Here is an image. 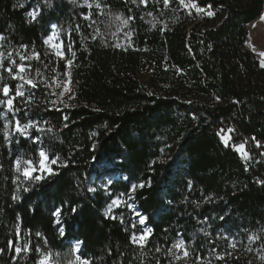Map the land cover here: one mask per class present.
I'll return each instance as SVG.
<instances>
[{
  "label": "trees",
  "instance_id": "obj_1",
  "mask_svg": "<svg viewBox=\"0 0 264 264\" xmlns=\"http://www.w3.org/2000/svg\"><path fill=\"white\" fill-rule=\"evenodd\" d=\"M263 12L264 0H0V58L40 56L23 61L38 83L26 86L32 101L17 98L15 115L0 105V264L49 252L53 264H79L78 242L89 264H175L180 241L193 261L264 264L242 255L264 253V68L246 48ZM52 27L64 59L47 48ZM67 70L74 102L55 108L53 79ZM0 74L14 92L20 81ZM17 120L42 130L21 135ZM41 149L55 174L25 179L15 159L38 166ZM118 196L145 217L143 246L123 211L106 214ZM12 242L33 250L17 254ZM233 243L241 254L230 256Z\"/></svg>",
  "mask_w": 264,
  "mask_h": 264
},
{
  "label": "snow or ice",
  "instance_id": "obj_2",
  "mask_svg": "<svg viewBox=\"0 0 264 264\" xmlns=\"http://www.w3.org/2000/svg\"><path fill=\"white\" fill-rule=\"evenodd\" d=\"M141 3H147V0H140ZM165 4H167L169 2V0H164ZM181 3H183V0H181ZM91 5H89L90 7ZM97 8H100L101 5L99 3L96 4ZM200 11H203V9H199ZM39 14V9L37 8L36 10H34L32 13H30V15L32 16L33 19L36 18V16ZM208 15H214V13L212 12H208ZM132 19V17H129L128 20ZM128 20H124L123 23L127 24ZM0 39H3L2 36H0ZM47 42V41H46ZM22 47H27V46H22ZM70 48V45L68 46ZM55 55L61 59L64 58V52L62 49L58 48L57 51L55 52ZM75 54L73 53V56ZM35 58L36 60L40 59V56L38 53H33L32 56H21L20 60L21 63L17 64L15 60L11 59V54H9L8 57H2L0 58V69H3V72L7 73V76L11 79V81H20V83L15 84V91L13 92V87L10 83L5 82V77L0 74V94L3 95V97H5V99H0V105L5 106L7 108L8 111L13 112V115H15V112L20 111L19 108H15L14 109V101L17 100V98H20L21 100H24L25 98V91H24V85H30L32 88H35L38 86L37 80L35 77H29V70L31 69V65H25L23 63L24 60H30ZM4 59L9 60L8 66L4 67ZM66 69L70 68L72 66V60H67L66 61ZM45 67H47V65H45ZM261 67L264 68V62H261ZM36 74L37 76L43 77V73L40 72L39 69H36ZM66 76L69 77V79L67 81H62L60 85H57V87H63V91H61L59 93V95H64L65 92H71L70 87H68V85L71 83L70 80V72L65 73ZM43 82V81H41ZM52 85L49 84V87H51ZM71 98V96H69V99ZM33 99V97L31 96V94H29V96L27 97L26 100H24V102H31ZM33 127H37V125L33 122V121H28L27 123L21 125L20 121L17 120L15 122V130L17 132H19L21 135L27 136L28 135V129L33 128ZM37 130H42L39 129L37 127ZM223 131V130H222ZM8 133L5 132V139L8 140ZM39 138L38 137H33V141L36 142ZM9 143H11L10 140H8ZM225 143H227V140L225 139L224 141ZM259 146V145H258ZM243 145H239L238 148L242 151L243 150ZM163 151V149H162ZM48 156L46 154V152L41 149L38 153V166L33 164V161L31 159L25 161L21 158H17L14 161V165L15 168L17 170V172L21 171V168H23L22 171V175L25 179H28L30 181L34 180V181H40L42 179L45 178L44 173H47L49 175L55 174L52 170L51 167L48 166ZM51 164H56L57 160L56 159H52L50 161ZM35 173V174H34ZM17 179H19V177H17ZM110 182V181H109ZM136 185H133L131 187V191H135L136 190ZM139 187H144V184L141 183L139 185ZM25 191H27V189H24ZM91 190V189H90ZM18 197L13 196V199H17ZM115 203V201H114ZM73 212H75V209H72ZM61 210L60 209H56V211L53 212V216L56 217V223L59 224L60 220L59 217L61 215ZM138 216L140 214H137ZM140 223L143 224L145 223V220L143 218L140 219ZM133 227H135V225H133ZM60 234L61 235H65L66 233L64 232V229H60ZM36 235H40V233H37ZM147 233H142L139 236V239H137L136 235L133 234V236L131 237L133 243H141L145 238H146ZM15 242H12V248L13 251L17 254L21 253L22 251H31L33 250V248L29 245V244H25L23 248L20 247H15L14 246ZM141 246L142 243H141ZM183 241H180V243L177 245V247H183ZM6 249H2L0 248V253H3ZM35 251H40L39 248H35ZM73 251L77 254L76 255V261L79 262V264H89L88 261L86 260H81V257L79 256V242L77 243V245L74 247ZM184 255L187 256L188 252L187 249H185L184 251ZM53 261V254L52 253H47V254H42L41 258L38 260L37 264H52Z\"/></svg>",
  "mask_w": 264,
  "mask_h": 264
},
{
  "label": "rangeland",
  "instance_id": "obj_3",
  "mask_svg": "<svg viewBox=\"0 0 264 264\" xmlns=\"http://www.w3.org/2000/svg\"><path fill=\"white\" fill-rule=\"evenodd\" d=\"M189 6L194 7L193 4L192 5L189 4ZM46 41H47L46 42L47 48L49 49L50 52L55 54L57 49L60 48L64 52V58L67 57L65 47H64V41H63V39H62V37H61V35H60V33L56 27H52L49 36L46 38ZM246 48L248 50H250L252 53H254L259 58V60L261 62H264V12L258 20L254 21L253 23H251L249 25V36H248V39L246 42ZM72 65H73V63H72ZM67 72H69V71L67 70ZM29 77H30V70H29ZM68 79H69V77L66 76L65 74L57 75L53 79V87H54V95H55V98L53 99V104H54L53 106L55 108H59V106H61V105H72L74 102V91H73L71 83L68 85V87H70V89H71V92H65L64 95H59V93L61 91H63V87L62 86L57 87V85H60L62 81H67ZM26 86H27V84L24 85V91L25 92H26ZM69 96H71L70 99H69ZM13 129H14V131H16L15 130V124H14ZM29 130L30 129H28V131ZM221 138L223 141H225V139H226L227 143H230L231 136H230V132L228 129H224V131L221 134ZM238 146H234V148H236V150L242 156L246 157L248 155V153H247V149H246L245 144L243 145L244 147H243L242 151L238 148ZM50 161H51V159L49 158L48 166L52 168V166L54 164H51ZM20 172L22 173V168H21ZM44 174H47V173H44ZM114 201H115V203H114ZM122 211H123V213H125L130 218V220H132L133 225H135L134 228H136V231L133 234L136 235L137 239H139V236L142 233H147L146 238L141 242L143 244L145 242V240L149 237L150 229L145 225V223H143V224L140 223L141 218H143L145 220V222H146V219L138 211V209L135 207V205L132 203L131 197H129V196L115 197L114 199H112L108 203L107 208H106V214L110 215L112 217L118 216V214H120ZM137 214H140V215L138 216ZM138 226H140V227H138ZM141 243H136V244H141ZM232 246L235 248V250L233 251V253L230 254V256H232V255L237 256L243 252L239 243H233ZM263 247H264V244H263ZM184 251H185L184 246L183 247H177L176 246L175 255H174L175 264H210V262H205V261H199V260L193 261L192 257H190L189 254L187 256L184 255ZM42 254H47V253H42ZM242 255L244 256V258L247 262H252L253 260L257 261L258 263L264 262V253L262 251L259 252V250L257 248L255 249V251L252 255H247L244 252L242 253ZM255 255H257V256H255Z\"/></svg>",
  "mask_w": 264,
  "mask_h": 264
},
{
  "label": "built area",
  "instance_id": "obj_4",
  "mask_svg": "<svg viewBox=\"0 0 264 264\" xmlns=\"http://www.w3.org/2000/svg\"><path fill=\"white\" fill-rule=\"evenodd\" d=\"M186 5L190 7L188 3H186ZM224 124H227V123H224ZM235 138H236V133H233L230 139V143L233 147L238 146V145H244V142L241 139L235 140Z\"/></svg>",
  "mask_w": 264,
  "mask_h": 264
},
{
  "label": "crops",
  "instance_id": "obj_5",
  "mask_svg": "<svg viewBox=\"0 0 264 264\" xmlns=\"http://www.w3.org/2000/svg\"><path fill=\"white\" fill-rule=\"evenodd\" d=\"M234 148V147H233ZM234 149H236V148H234Z\"/></svg>",
  "mask_w": 264,
  "mask_h": 264
}]
</instances>
